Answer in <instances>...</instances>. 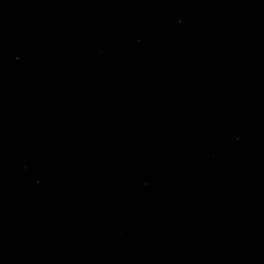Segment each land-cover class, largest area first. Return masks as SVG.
Segmentation results:
<instances>
[{
    "label": "water",
    "instance_id": "water-1",
    "mask_svg": "<svg viewBox=\"0 0 264 264\" xmlns=\"http://www.w3.org/2000/svg\"><path fill=\"white\" fill-rule=\"evenodd\" d=\"M0 264H264V0H0Z\"/></svg>",
    "mask_w": 264,
    "mask_h": 264
}]
</instances>
